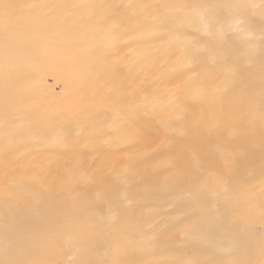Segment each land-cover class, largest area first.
Instances as JSON below:
<instances>
[{"label":"snow or ice","instance_id":"6c2138e0","mask_svg":"<svg viewBox=\"0 0 264 264\" xmlns=\"http://www.w3.org/2000/svg\"><path fill=\"white\" fill-rule=\"evenodd\" d=\"M0 264H264V0H0Z\"/></svg>","mask_w":264,"mask_h":264},{"label":"bare ground","instance_id":"6f19581e","mask_svg":"<svg viewBox=\"0 0 264 264\" xmlns=\"http://www.w3.org/2000/svg\"><path fill=\"white\" fill-rule=\"evenodd\" d=\"M148 2H157V0H148Z\"/></svg>","mask_w":264,"mask_h":264}]
</instances>
